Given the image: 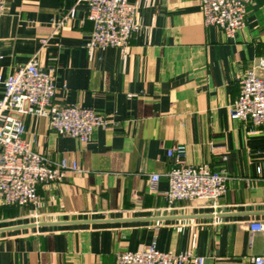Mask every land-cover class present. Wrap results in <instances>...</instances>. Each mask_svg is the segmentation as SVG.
Segmentation results:
<instances>
[{
	"label": "crops",
	"instance_id": "obj_1",
	"mask_svg": "<svg viewBox=\"0 0 264 264\" xmlns=\"http://www.w3.org/2000/svg\"><path fill=\"white\" fill-rule=\"evenodd\" d=\"M129 1L140 22L130 47L90 51L86 0H4L0 75L35 58L56 70L58 105L92 107L107 124L82 142L23 116L36 151L83 171L40 184L38 203L0 201V264H114L153 242L203 264H253L264 251V233L251 239L249 228L264 222V124L230 116L240 79L264 57V0L235 37L204 24L200 0ZM72 7L76 17L57 29ZM177 144L188 164L228 175L222 197L169 205L167 150ZM152 173L161 174L153 188Z\"/></svg>",
	"mask_w": 264,
	"mask_h": 264
},
{
	"label": "built area",
	"instance_id": "obj_2",
	"mask_svg": "<svg viewBox=\"0 0 264 264\" xmlns=\"http://www.w3.org/2000/svg\"><path fill=\"white\" fill-rule=\"evenodd\" d=\"M254 0H200L206 26H217L228 36L235 37L245 25L248 6ZM87 16L91 22L88 49L121 48L127 50L140 29L137 7L129 0H86ZM6 9L0 0V16ZM76 17L72 7L59 20V29ZM56 70L44 68L37 59L30 60L13 73L0 75L3 96L0 98V201L8 205H28L40 201L38 186L59 182L68 172H82L78 160L62 157L53 160L36 151L26 137L23 116L47 117L51 128L59 135L91 140L96 128L107 120L92 107L65 105L55 102ZM16 114V115H15ZM230 116L253 125L264 124V57H260L240 79V92L231 105ZM186 145L177 144L167 150L173 160L172 168L164 175L168 181L169 205L177 201L201 199L216 201L227 192L228 175L213 170L207 163L188 164ZM161 179L160 173L150 174L153 188ZM252 237L264 233V222L249 225ZM204 257L191 251L173 254L160 250L153 242L136 251L120 252L114 264H203ZM253 264H264V251L253 256Z\"/></svg>",
	"mask_w": 264,
	"mask_h": 264
},
{
	"label": "trees",
	"instance_id": "obj_3",
	"mask_svg": "<svg viewBox=\"0 0 264 264\" xmlns=\"http://www.w3.org/2000/svg\"><path fill=\"white\" fill-rule=\"evenodd\" d=\"M4 206H11V207H13V206H15V207H19L18 205H8V204H3Z\"/></svg>",
	"mask_w": 264,
	"mask_h": 264
}]
</instances>
